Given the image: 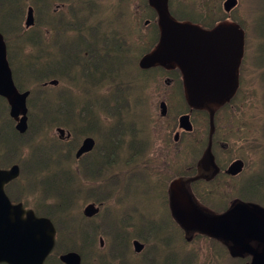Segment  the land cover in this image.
<instances>
[{
    "label": "trees",
    "instance_id": "16d2710c",
    "mask_svg": "<svg viewBox=\"0 0 264 264\" xmlns=\"http://www.w3.org/2000/svg\"><path fill=\"white\" fill-rule=\"evenodd\" d=\"M4 1L10 0H0V8H2ZM54 1L31 0L29 3L31 6L28 7H32L33 12L36 8L44 5L48 13L45 14L44 19H42L44 14H33L35 16L34 24L37 21L38 28L29 35H22L15 46L8 40L9 48L15 47L18 50L17 54H12L8 49V56L12 63L22 62L25 69V80H33L36 84L35 87L31 88L32 97L30 101L33 103L36 99L38 105L40 104V109L37 115L35 111L32 113L28 124L29 129L32 128L36 135H44L48 148L53 145L54 149L57 148L58 151V140H50L51 137H49L54 128L58 127L63 129H67L69 126L76 127L80 131V135L90 134L96 142L97 147L95 146L94 151L83 156L80 163L71 161V157L68 159V163L71 161L72 165L79 168V172L82 173L81 177L66 172L74 178L53 176L51 179L50 195L56 198L69 197V200L63 201L65 202L63 207L61 206L52 213L50 212L56 220L58 217L56 215L61 213L56 223L60 235L79 236L87 227L99 229L101 225L109 224L104 220L92 224L89 223L90 219L82 217V204L94 202L102 210L93 219L104 217L111 220L121 217V219L118 218L122 221L121 229L131 234L130 239L138 240L144 246H151L153 251L150 260L152 262L149 263V259L144 256L145 264H193L194 257L199 256V254L195 253L197 247L192 248L188 244L200 243H202V248L205 249L208 258L214 264H247V256H229L227 244L220 239L200 235L193 237L188 244L185 243L186 233L172 218L169 208L165 206L160 209L159 201L156 202L157 208L150 205L153 202L154 192H159L160 194L157 197L161 196L162 199L163 194L167 192L165 188L167 180L165 178H161L159 181L155 180L154 184L150 182L147 185V190L150 189L152 193H148L146 196L145 202L148 206L144 212L138 208L118 207L116 197L112 201L117 206H109V200L111 199L107 197L106 192L101 197L97 193L91 191L86 193L81 189L88 182L87 180H96L95 177L100 174L108 175L112 172L123 174L126 171L127 174H130V168L136 160L140 157L145 161L148 160V149L153 146L151 145L153 134H150V123H153L154 119L143 117L145 113L142 105L146 101L141 100L143 98L142 93L138 91L144 88L145 82L149 83L151 88L156 87V81L149 77L143 84H138L139 89L133 91L128 86L130 82L135 81L131 77L132 73L125 74L124 71L126 67H132L140 75L147 74V71L137 67V61L150 53L156 45L158 26L156 24V14L147 0H139V4L135 0H116L113 4L106 3V0H56L57 4L63 8L61 12L56 10L55 7L52 9L51 6ZM172 1L168 0L167 10L169 17L175 21L195 23L203 28H210L224 20L221 16L208 19V15L213 16L214 14H206L204 11L207 10L204 7V11H199V13L191 10L196 13V17H193L185 7L172 9ZM100 3H104L106 6L100 5ZM138 5L142 6L146 14L138 12ZM14 6L17 7L19 15L16 19L19 23L20 19L24 17V6L21 0H17ZM11 10L12 8L9 9L8 14H12ZM100 14L104 15L100 16ZM144 21H148L147 25L144 24ZM1 24H3V26L0 25L2 34H6L7 31L13 32L12 25H7L5 22ZM146 30L147 32L144 33ZM260 44L257 42L256 62L261 60L260 64L264 68V47H259ZM116 50L120 54H116ZM244 52L245 45L243 44L242 53L244 54ZM39 56H42L40 58L42 62L39 64L34 63ZM50 60L54 61V65ZM56 77L75 78L79 87L78 93L81 95L84 93L86 97L77 96L73 99L74 95L67 89L57 94L48 93L50 86H44L43 84ZM82 77L89 78V83L80 79ZM239 78L236 90L221 105L215 106L217 110L232 104L233 99L239 93ZM261 80L264 83V71L261 73ZM88 86L95 89L94 97H91V93L86 91ZM99 92H103V94L98 95ZM167 101L169 103L176 102L180 105L177 112L179 115H190L196 112L188 106L185 100L184 103L181 99H168ZM262 105L264 106V99ZM103 106L105 107L103 110V123L108 124V126L103 125L100 132V121L96 114ZM118 106L121 108L119 109ZM96 107H99V110L94 113L93 110ZM122 108H126L125 112L122 111ZM140 117L143 118V122L137 124L135 118ZM193 118L195 119L193 122H197L206 131V139L211 138L212 142L214 141L216 149L219 148L221 142V144L227 143L222 151H217L216 156L219 159L223 157L229 159L232 155L229 151L232 144L228 141L226 133H223L221 137L214 133L216 129L215 121L212 129L209 130L208 115L204 112H201V115L194 114ZM263 128L264 121L262 123L264 137ZM236 131L240 132V129H236ZM107 136L110 138L108 141L106 140ZM238 136L244 140L243 136ZM187 138L185 136V140ZM77 139L79 138L71 136L69 139H60L59 141L63 147L68 148L70 146V149H72L76 145ZM167 139H164V141H167ZM253 146L260 154L255 157L257 160H252L256 167L254 169L244 168L242 173L234 178L227 177L231 180L235 179L232 186L226 183V177L223 178L221 169L217 174L208 177V181H203L196 172H190L195 171V168L188 163L189 148L185 151L184 157H182L181 151L177 152L181 155L180 158L177 157V159H181V162L175 163L178 167L176 171L184 177L183 183L189 191V196L201 212L215 215L224 212L232 205L248 203L256 204L264 209V148L258 146L257 142H254ZM108 149L113 152L111 160L103 158ZM127 159L129 163H125ZM150 176L153 181V176L151 174ZM22 179L24 178L21 177L17 181L15 180L13 184H17ZM53 184H59L58 189ZM75 188L77 189L75 190ZM16 191L22 195L26 193L22 185H19ZM72 211L74 212L71 218ZM83 224H86L84 230L82 229ZM71 225L73 229L67 231ZM113 229L116 230L115 227ZM95 233L103 234L99 230H96ZM166 237H168V241L175 239L174 241L177 243L179 249L168 244L169 248L175 249L173 254L170 249H164ZM192 252L195 253L194 256L191 255ZM163 259H165L164 263ZM99 260L103 264L105 256L102 255Z\"/></svg>",
    "mask_w": 264,
    "mask_h": 264
},
{
    "label": "water",
    "instance_id": "95a60500",
    "mask_svg": "<svg viewBox=\"0 0 264 264\" xmlns=\"http://www.w3.org/2000/svg\"><path fill=\"white\" fill-rule=\"evenodd\" d=\"M155 9L159 38L157 47L142 57L138 65H175L182 77L187 103L201 109L204 105H219L234 91L238 60L242 53V32L234 25L217 26L210 31L170 19L166 0H149ZM235 5L226 0L224 10ZM32 9H28L26 26L33 23ZM29 92L19 93L12 81L6 62V51L0 34V96L10 106V117L17 121L15 129L25 133L27 121L26 98ZM162 109V105H160ZM163 114V109L161 111ZM179 129L190 130L187 116L178 120ZM61 135H63L61 133ZM94 147L91 138L83 140L76 152L79 158ZM212 164L209 149L199 161V167L208 171ZM237 164L230 167L232 172ZM19 175L18 166L0 170V264H43L54 247L55 229L48 218L37 217L22 204H12L5 193V185ZM170 209L176 221L185 230H197L209 237L221 238L231 245V254L251 255L250 264H264V210L257 205L237 204L218 216H207L195 208L179 179L169 184ZM97 213L93 205L85 208L88 217ZM250 242L261 245L260 252L251 249ZM135 250L139 249L133 243ZM64 264H80L75 253L60 257Z\"/></svg>",
    "mask_w": 264,
    "mask_h": 264
},
{
    "label": "rangeland",
    "instance_id": "374dc122",
    "mask_svg": "<svg viewBox=\"0 0 264 264\" xmlns=\"http://www.w3.org/2000/svg\"><path fill=\"white\" fill-rule=\"evenodd\" d=\"M17 0H10V1H4L2 3V8H0V22H5L7 25H12L13 27V32H8L4 35L5 40L6 38L7 41L9 40L12 45H16L19 41L22 35H29L31 32H35V29L38 28V23L35 21L31 24L29 29L24 26L25 22V17L28 15L26 14V9L31 2V0H21L23 3V18L20 19V22H17L16 17L19 15L17 11V7L14 6L16 4ZM116 0H106V3L108 4H113ZM139 4V0H135ZM224 0H173L171 3L172 9H180V8H187L188 12L190 13L191 16L196 17V13H199V11L203 12L204 9L203 7L207 10L204 11L206 14H214L213 16L208 15V19H213L214 17L221 16L222 18H229L232 19L234 18L237 21H243L248 25L254 26V21H255V16L258 14V21L259 23H264V0H236V5L234 7H231L227 10V12H224L222 9V3ZM100 5L106 6L104 3H100ZM262 6V7H261ZM52 9L54 7L56 10L61 12V8L56 0L52 4ZM12 8L11 12L12 14L9 13V9ZM138 12L140 14H146L144 9L142 8L141 5L137 6ZM259 9V10H258ZM194 10L196 13H194ZM256 14H252L251 11H257ZM48 11L45 9V6H40L34 10V14H44L42 16V19H44L45 14H47ZM104 14H100V16H103ZM35 18V16H34ZM33 20V19H32ZM3 26V24H1ZM19 24V25H18ZM18 28V29H17ZM257 28V26H255ZM1 29V28H0ZM11 29V28H10ZM8 29V30H10ZM249 35L247 37V41L245 43V52L243 54V59L240 64V70H239V93L235 96V98L232 101V104L228 107L223 108V112L221 115L216 117V129L215 132H227L226 136L228 141L232 144L233 148L235 149L236 154L240 157L242 161H244L245 168H250L254 169L256 165L252 162V160L255 159V155L253 152L249 151L247 148H244V151H246V155L244 156L242 154V147L246 144H249L251 149L256 151L255 146H253L254 142L258 143V146H262L264 144V137L262 133V123L264 121V106L262 105L263 99H264V83L261 80V73L264 71V68H262L260 61H257V42L261 43L259 47L263 48L264 47V35L258 39L257 35L250 34L249 27L247 26ZM2 30V29H1ZM3 32V31H2ZM144 31V33H146ZM262 34H264V30L260 31ZM6 41V44H7ZM8 46V44H7ZM10 52L12 54H17L18 50L15 47H10L9 48ZM116 54H120L118 50L115 52ZM42 56H39L34 63L39 64L42 61L40 60ZM51 61V60H50ZM54 65V61H51ZM56 68V67H54ZM72 70V69H70ZM69 70V71H70ZM18 73H19V67H18ZM21 72V69H20ZM124 73H132L131 77L135 80L132 81L131 85L129 86L130 90L136 91L138 88V84H143V82L151 77L152 75H155L154 72L147 73L145 75H140L136 70H134L132 67H126ZM14 76V75H13ZM155 81L157 82V87L153 86L151 88V85L147 82H145L144 88L139 89L138 92H141V96L143 97L141 100H145V104L142 105V109L146 115H150L153 113L154 118H158V113H159V108L158 104L162 100H164L163 96V88H166L161 82V77L158 75H155ZM65 79H70L71 77H64ZM59 80L58 86L56 88H59L62 86V81L59 78H55ZM89 78L85 77L84 81L87 83L89 82ZM244 81V83H243ZM14 83L17 88L20 87V74H19V80L17 81L14 76ZM86 91L88 93H91V97H94L95 94V89L91 86L86 87ZM103 92H99L98 95H102ZM140 95V94H137ZM70 98H72L71 95H69ZM140 100V101H141ZM104 106L101 107L100 111L96 114V117H99V131H102V126H108V124L103 123V110ZM120 109L121 107L118 106ZM126 108H122L124 110ZM99 110V107H96L93 112L96 113L95 111ZM90 112V111H88ZM4 112L0 114L2 118L4 117ZM218 114H220L218 112ZM165 116H167L169 119H172L173 117L177 116V114L171 109V106L166 105V111H165ZM92 119V118H91ZM137 124H140L143 122V118H135ZM160 123V122H159ZM15 125V124H14ZM163 127H167L168 131L163 133L164 131L161 132L157 136V138L153 141V138L151 140V145H153L152 149L148 150V153L153 152L154 150V160H150L149 163L147 164L148 169L157 171V177H166L167 175H174L176 174L177 166L174 164L172 167L171 172L167 173V170L163 166V163L167 160L170 161H176L177 157L180 158L181 155H173L171 153V140H172V132L169 133L170 131L174 130V125L172 123L167 124L166 126H162V124H159V130H162ZM236 129H240V132H237ZM264 129V128H263ZM66 132H69L71 136H76L77 138V143L72 147V155L75 154L76 148L79 147L81 141L85 137H91L90 134H87L82 136L79 134V130L76 127H71L65 129ZM163 133V134H162ZM169 134V137H168ZM238 135H241L244 137V140L241 139ZM59 136L55 130L53 131L52 135H49V137H55ZM185 136L188 138L186 141L196 139V140H201L204 137V131L202 130H197L194 126V130L192 133H189L187 135L181 136V142L175 144L179 146L180 150L183 148V146H186L185 143ZM15 136H12L11 134L9 135L8 139L5 137V140L9 139H15ZM33 138V133L28 134L26 133L22 139L17 140L15 142V145L17 148L11 147L9 144L7 146H4L0 148V164L1 166H8L10 167L11 163L14 161L18 163L19 165H25L26 161L28 159H36V156H32L30 153H27L28 149L24 146L28 144L30 140ZM93 138V137H91ZM168 138V139H167ZM110 138L109 136L106 137V140L108 141ZM164 139H167L166 142ZM56 142V141H55ZM59 144V149L60 153L63 157H69L68 152L70 151V146L63 147L59 141H57ZM174 143V142H173ZM160 144L163 145L162 148H160ZM97 147V146H96ZM264 148V145L262 146ZM21 151H20V150ZM52 152H54V147L53 145L51 146L50 149ZM13 153V156L11 155V152ZM257 152V151H256ZM51 153H49L50 155ZM111 152L110 149H108L107 153L105 152L103 155V158L106 160H111ZM5 156L6 160H9L8 163H5L4 161H1V156ZM48 155V156H49ZM47 156V157H48ZM179 162H181V159H178ZM222 162H226L229 159L226 158H221L220 159ZM257 160V158L255 159ZM57 161L56 166L60 167L64 165V162L59 158L58 153H56V156L54 155L51 161L47 164L49 169H54V166L51 162ZM230 162V161H229ZM228 162V163H229ZM30 164L34 165L32 167H41L40 165H36L37 163L30 161ZM42 171H46V167H43L41 169ZM28 172V171H27ZM167 174V175H166ZM37 176V173L34 172L33 176ZM135 176H132L127 183L124 185L122 188V192L119 196V200L124 203V208L128 207L130 202L136 198L140 199L141 197V188H140V183L138 180H143L144 176L147 175V172H145V175L137 174L134 173ZM34 180H30L29 184L28 182L24 179L19 181L17 184H11L12 188L14 187H19V185L23 186V189L28 187L30 189H33L34 185L38 186V181L37 177L34 178ZM227 184L230 186L234 185V180H231L229 178L225 179ZM152 182V181H151ZM97 185V181H88L83 187L82 190L85 191L86 193L92 191L94 193L95 187ZM9 186V187H10ZM55 188L58 189L59 184H53ZM8 187V188H9ZM210 192V190H209ZM35 194V195H34ZM39 195V191H34V192H26L25 194H20L13 192L12 193V198L22 202L25 206L36 209L38 211V207L35 206V199ZM57 204H65L63 201L57 202ZM89 204V203H87ZM85 204L83 208L87 205ZM164 205V204H163ZM112 206V205H110ZM55 211V210H54ZM121 219V217H118ZM106 221H109V219H105ZM110 222L116 223V219H111ZM101 228L106 229V230H112L114 226H111L110 223L107 225H101ZM99 228V229H101ZM98 229V230H99ZM89 230L92 232L93 228H89ZM85 234V232H84ZM168 237H166L164 241V249H170L171 253H175V249H171L168 247V244H171L172 247H177V243L173 241H168ZM173 238V237H172ZM92 242L95 243V238L92 239ZM93 243L92 245H83L81 242H77L76 245L73 247L74 251L80 253V254H86L92 252L89 257L87 258V264H102L101 261L99 260L100 255L97 251H93ZM66 250H69V247H66ZM61 251V246L58 244L54 254L50 257L48 260V264H53L54 263V258L55 256ZM178 253V252H177ZM165 262V259H163V263ZM109 264H121V261L119 257H113L109 258ZM126 264H145V262H139V263H132V256L130 262H126Z\"/></svg>",
    "mask_w": 264,
    "mask_h": 264
},
{
    "label": "flooded vegetation",
    "instance_id": "af4514ba",
    "mask_svg": "<svg viewBox=\"0 0 264 264\" xmlns=\"http://www.w3.org/2000/svg\"><path fill=\"white\" fill-rule=\"evenodd\" d=\"M253 3H254V0H253ZM263 4H264V2H263ZM258 10L255 11V12L254 11H251V13L252 14H256L258 12ZM242 24L248 26L249 27V30L251 32L250 34H254L255 33L257 35L258 39L261 38L264 35L262 33H259V31H258L259 29L260 30H264V23H259V21H258V14L255 16L254 26L248 25V24H246L243 21H242ZM255 26H257V28H255ZM248 35H249V32L245 36L246 41H247ZM153 66H159V65L156 64V65H153ZM157 69L163 70L162 71L163 74L161 76V78H162L161 79V82L164 84V86H166V92L169 94V96L181 98L182 97V92H183L182 91L183 88H181L182 75H179V73L173 68V64L166 65V66L163 67V69L157 67ZM165 120H166V117H165ZM161 124L167 125L166 122H161ZM178 151H181L182 152V155H183V153H184V146H183V148L181 150H180V148H174L173 149V154L176 155ZM178 155H180V154H178ZM4 161H5V163H8L9 162V160H6L5 156H4ZM178 161L179 160L170 161V166L173 167V165L176 162H178ZM125 163H129V160L127 159L125 161ZM13 164L16 165L14 161L10 165H13ZM242 168H243V166H242V163L240 161V169L238 170L239 173H241ZM138 171L141 172L143 175H145V172L148 171L147 164L144 161L143 162H140L138 164ZM222 171H224V169ZM210 172H212V171L209 168L208 171L205 172V173H210ZM239 173H237V174H239ZM152 176L154 178L153 181H152V178H151L150 175L144 176V179L142 181L144 183H146L147 185H149V183L151 181H152L151 184H154L155 183V179L157 178V174L154 173V174H152ZM139 181H141V180H139ZM142 191L143 192H146L147 189H142ZM148 193H152V191L150 189H148ZM158 194H160V193L159 192H154V194H153V202L150 203V205L151 206L154 205L155 208H157L156 207V202L158 200H161V198H158L157 197ZM37 207H38V210H39L40 214H45V215L48 214V211L47 212L45 211L46 208L42 204H38L37 203ZM108 223H110L112 226H114L116 228V241H118L120 238H122V239L125 240L126 244L129 247L133 248V245H132V241L133 240L131 241V246L127 242V239L130 237L131 234L128 231L121 229V224L122 223H120L119 221H117L116 223H112V222H108ZM105 249L108 252V254H111L114 251L113 246L111 244H109V243H107L105 245ZM139 252L144 253L146 256H148V254L142 248H140Z\"/></svg>",
    "mask_w": 264,
    "mask_h": 264
},
{
    "label": "bare ground",
    "instance_id": "6f19581e",
    "mask_svg": "<svg viewBox=\"0 0 264 264\" xmlns=\"http://www.w3.org/2000/svg\"><path fill=\"white\" fill-rule=\"evenodd\" d=\"M47 212V210H45Z\"/></svg>",
    "mask_w": 264,
    "mask_h": 264
}]
</instances>
